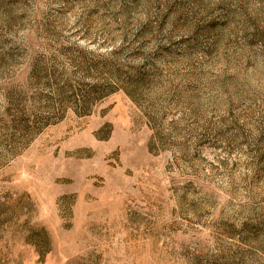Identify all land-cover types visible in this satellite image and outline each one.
Returning <instances> with one entry per match:
<instances>
[{
	"label": "rangeland",
	"instance_id": "obj_1",
	"mask_svg": "<svg viewBox=\"0 0 264 264\" xmlns=\"http://www.w3.org/2000/svg\"><path fill=\"white\" fill-rule=\"evenodd\" d=\"M0 264H264V0H0Z\"/></svg>",
	"mask_w": 264,
	"mask_h": 264
},
{
	"label": "trees",
	"instance_id": "obj_2",
	"mask_svg": "<svg viewBox=\"0 0 264 264\" xmlns=\"http://www.w3.org/2000/svg\"><path fill=\"white\" fill-rule=\"evenodd\" d=\"M114 91V84L110 82H96L87 86L83 90L76 92L72 95V97L67 96H60V102L69 101L70 106H72L75 110L77 109L78 112H90L92 105L99 99L104 98L108 93ZM59 102V103H60ZM48 109H52L55 111V114L61 109V105L52 106L48 105ZM52 113V111H51ZM54 114V113H52ZM28 127V126H26Z\"/></svg>",
	"mask_w": 264,
	"mask_h": 264
}]
</instances>
